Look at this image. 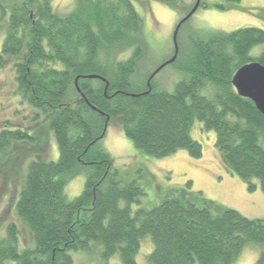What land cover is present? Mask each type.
<instances>
[{"label":"trees","instance_id":"obj_1","mask_svg":"<svg viewBox=\"0 0 264 264\" xmlns=\"http://www.w3.org/2000/svg\"><path fill=\"white\" fill-rule=\"evenodd\" d=\"M141 1L76 0L67 16L53 10V0L0 3V69L5 60L13 61L17 95L36 111L33 121L42 117L48 123L35 149L25 148L32 151L29 162L23 148L34 142L30 129L7 122L0 127V175L8 180L19 174L27 160L15 212L32 238L25 245L17 224L4 226L0 264H73L77 253H98L104 261L118 254L119 264H138L147 237L153 244L149 264H236L248 247L259 249L256 264H264V221L217 209L197 194L192 201L191 181L153 210L133 214L130 206L143 190L122 185L103 146L108 119L109 126L119 118L124 135L142 153L162 159L186 150L200 159L203 148L192 137L198 121L216 133L224 166L250 191L257 182L264 193V116L233 86L243 66H264V49L252 55L264 45V31L185 37L191 18L179 32L171 64L182 79L167 92L157 76L150 80L159 67L145 76L140 69L145 32L133 2ZM232 2L230 9L245 11L240 0ZM47 133L57 143V162L40 156ZM82 175L83 192L71 201L65 189Z\"/></svg>","mask_w":264,"mask_h":264},{"label":"rangeland","instance_id":"obj_2","mask_svg":"<svg viewBox=\"0 0 264 264\" xmlns=\"http://www.w3.org/2000/svg\"><path fill=\"white\" fill-rule=\"evenodd\" d=\"M12 0H0V3ZM205 7H201L184 27L185 37L193 36L202 39L208 38L216 31L231 33L239 29L255 28L264 31V0H240V7L245 11H237L232 0H202ZM196 0H181L174 4L162 3L158 0H142L133 2L137 12L143 20L145 32L144 58L140 62V69L145 76L170 60L175 51L173 34L181 19L191 11ZM225 5L226 10L216 6ZM53 10L62 16L73 13L76 0H53ZM5 39V31L0 25V52ZM184 42V41H183ZM264 45L256 48L252 55H260ZM133 54L129 51L122 59H128ZM143 76V77H144ZM179 75L171 65L167 66L156 77L160 89L172 92L174 86L181 81ZM13 61L5 60L0 69V127L6 122L13 126L30 129L29 133L34 142L28 141L23 149L29 160L33 159L32 151L39 144L42 131L48 127L43 118H36V111L26 105L17 95ZM31 127V128H30ZM48 129V128H47ZM49 131V130H48ZM48 145L42 150L41 158L46 162H57L59 151L53 134L47 133ZM192 137L200 143L203 155L200 159L190 156L188 151L180 150L177 153L162 159H157L136 149L126 138L119 118L110 122L103 146L114 159V167L118 171V180L122 185L136 184L143 190L136 203L130 206L134 214L138 210L149 212L160 206L165 197L172 191L185 189L187 182H192L189 189V198L195 201V195L212 203L217 209L234 210L250 220L264 221V193L256 182L257 189L250 191L246 182L232 174L221 161L216 148L217 135L214 131L204 128L201 122H195ZM264 142V140H263ZM27 160L19 164V174L11 175L6 180L0 175V234L10 224H17L22 232L23 244L32 243V238L25 231L15 212V203L24 184V168ZM86 178L78 176L65 189L69 200L79 197L84 189ZM199 198V199H200ZM5 226V227H4ZM101 250V249H100ZM153 251L150 237L143 240L137 255L138 264H149L148 257ZM73 264H119V255L104 261L98 253L72 255ZM259 258V249L248 247L245 249L236 264H256Z\"/></svg>","mask_w":264,"mask_h":264},{"label":"water","instance_id":"obj_3","mask_svg":"<svg viewBox=\"0 0 264 264\" xmlns=\"http://www.w3.org/2000/svg\"><path fill=\"white\" fill-rule=\"evenodd\" d=\"M202 0H197L195 6L190 13L183 18L177 25L174 34L173 42L175 47V57L170 61L160 66L151 76L154 79L163 69L173 64L176 61L178 54V36L179 32L184 24H186L199 10ZM233 86L238 95L242 98L252 101L258 111L264 116V66L258 62L247 64L240 68L233 79ZM109 123V119H108ZM108 123L106 125L105 134L108 129Z\"/></svg>","mask_w":264,"mask_h":264}]
</instances>
